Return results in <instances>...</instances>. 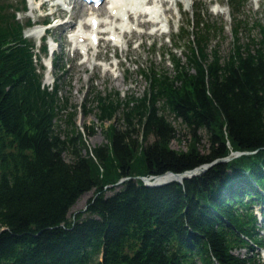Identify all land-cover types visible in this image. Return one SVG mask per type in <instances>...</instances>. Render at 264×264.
<instances>
[{
    "label": "trees",
    "instance_id": "16d2710c",
    "mask_svg": "<svg viewBox=\"0 0 264 264\" xmlns=\"http://www.w3.org/2000/svg\"><path fill=\"white\" fill-rule=\"evenodd\" d=\"M245 1L228 3L236 11ZM27 9V0H0V264H264L254 254L264 247L254 208H264V22L243 42L234 14V42L221 55L210 35L225 26L197 11L193 30L180 33L187 61L174 55V75L143 70L141 97L90 93L108 123L106 141L91 147L79 106L57 77L43 82L42 56L24 35L31 18H19ZM170 115L189 132L186 149L172 146L180 135ZM211 163L182 182L142 179ZM89 191L87 208L70 216Z\"/></svg>",
    "mask_w": 264,
    "mask_h": 264
},
{
    "label": "rangeland",
    "instance_id": "374dc122",
    "mask_svg": "<svg viewBox=\"0 0 264 264\" xmlns=\"http://www.w3.org/2000/svg\"><path fill=\"white\" fill-rule=\"evenodd\" d=\"M127 1L129 0H125V2ZM27 2L28 10L19 13V18L22 20L31 18V21L36 24L26 28L25 36L36 42V52L43 56V64L46 67L44 83L53 85L54 78L57 77L61 85V95L68 96L70 103L79 106L76 124L78 128L84 130L86 143L91 147L106 141L104 131L108 123L102 124L99 121L96 102L91 100L93 95L90 97V93L96 91L109 94L119 91L120 97L123 99L129 95L141 97L149 89V81L143 75V70L153 67L160 73L166 72L169 75H174V55L180 58L183 63L187 61L186 54L189 44L186 38H180V33L182 28L184 35L187 30H193L190 25L197 11L200 12L199 16L204 21L212 23L216 27L225 26L223 32L217 31L210 35L211 47L215 46L219 49L221 55H227L234 42L232 31L234 14L237 21H243L240 34L243 42L259 36L256 24L264 22V0H246L244 6L236 11L235 9L233 11L228 0H172L171 3H164L165 5L158 3V6H155L157 8L155 17L151 15L140 19L135 17L131 22L126 16L130 7L121 11V19L110 16L113 3L105 6L103 4L101 6L104 7L103 12L100 7L98 9L87 8L85 12H81L82 5L75 0H27ZM44 2L47 3L42 5ZM216 2L220 7L215 6ZM66 10L69 11V14L73 13L72 20L64 13ZM93 12H96L99 19L103 21L101 30L105 31L104 39L99 44L87 43L77 48L75 34L85 33L86 36H89L91 27H86L84 23L90 25ZM147 18L158 19L162 23L148 28L138 25L139 20ZM45 19L50 21L48 26L39 24ZM64 20H68V30L58 27V24L63 23ZM168 26L170 33L167 34L165 30ZM48 28L50 34L45 42L49 53L45 55L39 50L43 43V30L45 32V29ZM34 31H37L35 35L32 34ZM133 32H137V34ZM113 33L119 41L110 40ZM116 42L118 45H115ZM51 51L55 52L51 54ZM54 57L59 59L60 70L55 67L51 68V60ZM89 97L87 107H91L92 111L86 113L82 104ZM120 115L121 112L117 114V117ZM63 118L65 119V116ZM169 118L174 122L180 135V139L174 140L172 146L177 149H186L190 137L188 130L180 119H176L173 115H170ZM60 123L62 130L65 131L68 127L67 124L63 120ZM86 125L93 127L94 134L88 133L84 128ZM201 147L202 150L207 147V139L204 136ZM65 155L67 159L70 158L69 153ZM93 196L94 191L84 193L73 206L70 216L85 209L89 199ZM254 208L261 220L259 224H264V208L260 204H256ZM235 252L244 256L247 254L246 249H239ZM254 254L264 262V249L256 248Z\"/></svg>",
    "mask_w": 264,
    "mask_h": 264
},
{
    "label": "bare ground",
    "instance_id": "6f19581e",
    "mask_svg": "<svg viewBox=\"0 0 264 264\" xmlns=\"http://www.w3.org/2000/svg\"><path fill=\"white\" fill-rule=\"evenodd\" d=\"M132 2H133V0H132ZM162 2H163V4L165 3L164 0H162ZM46 3L47 2H44L43 5H45ZM113 5H114V7L116 6V9H121V8H123L126 5V3H125V0H115V3H113ZM86 10H87V7L82 5L81 12H85ZM100 10H102V12H103L104 11V7H100ZM64 13H66V16L69 17L70 20H72L73 13H70L69 14V11H65ZM128 14H129V18H131V19L135 18V13L133 11H130ZM137 15H138V18L140 19L142 17L149 16V13H147L146 11L139 10V13H137ZM110 16L113 17V18H117V19L119 18L118 16H115L113 12H112V15H110ZM94 18H96V16H92L90 20H93ZM139 23H140L141 26H146L148 28L150 26L157 25L158 24V21L155 20V19H152V18H147V19H144V20H142V19L139 20ZM67 24H68V20H64L63 23H59L58 24V27L63 28L64 30H68ZM84 25H86V27H89L90 26L86 22L84 23ZM36 32L37 31H34L32 34L35 35ZM133 33L134 34H137V32H133ZM142 34H143V32H142ZM82 36L84 37V35L80 34L77 37L80 38ZM85 40H87L85 43H88L89 42L88 41L89 40V37H85ZM173 178L182 179V175L176 176V175H172V174L168 173V174H165V175H163L161 177H156L154 179V182H164V181H167V180L173 179Z\"/></svg>",
    "mask_w": 264,
    "mask_h": 264
},
{
    "label": "water",
    "instance_id": "95a60500",
    "mask_svg": "<svg viewBox=\"0 0 264 264\" xmlns=\"http://www.w3.org/2000/svg\"><path fill=\"white\" fill-rule=\"evenodd\" d=\"M234 154H235V155H240V154H242V153H240V152H234ZM230 158H231V157L223 158V159H219V160H217V161H220V160H229ZM213 163H214V162H213ZM213 163H211V164H205V165L199 166V167H197V168H195V169L187 170V171H185V172H183V173H175V172H172V171H168L167 173H165V174L170 173V174H172V175H176V176H178V175H182V179H179V178H173V179H169V180L164 181V182H154V179H155L156 177H161V176H163V175H165V174H162V175H156V176H151V177H142V179L145 181V184L150 185V186H158V185H162V184H165V183H167V182H169V181H172V180H177V181L182 182L184 179H187V178H190V177H193V176H195V175H199V174L203 173V172L206 171V170L209 168V166H211ZM124 180H125V178H124V179H121L117 184H121V183H123ZM86 208H87V207H85V209H86Z\"/></svg>",
    "mask_w": 264,
    "mask_h": 264
}]
</instances>
